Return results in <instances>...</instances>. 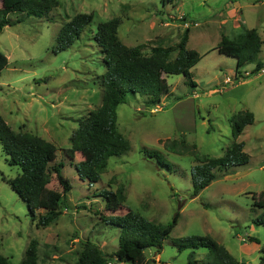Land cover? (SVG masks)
Instances as JSON below:
<instances>
[{
  "label": "rangeland",
  "instance_id": "rangeland-1",
  "mask_svg": "<svg viewBox=\"0 0 264 264\" xmlns=\"http://www.w3.org/2000/svg\"><path fill=\"white\" fill-rule=\"evenodd\" d=\"M12 1L0 0V7ZM59 1L48 17H27L0 33V51L8 58L0 71V116L14 131L30 132L56 146L54 163L62 164L71 189L58 220L38 225L43 210L30 216L8 184L20 168L9 165L0 144V254L10 264H20L32 239L37 241L38 264H77L85 240L113 253L119 230L103 221L107 213L101 194L122 188L125 205L149 220L165 224L180 211L160 252L145 251L154 264H188L190 250L179 252L170 239L191 235H208L238 261L258 264L264 227L253 223L262 210L254 207L252 197L264 189V0ZM78 13H91V22L71 46L55 52L62 24ZM114 17L120 20L117 36L127 46L141 45L145 51L155 45L172 46L188 29L186 46L202 57L191 68L194 88L182 74H168L164 76L169 90L154 104L148 105L144 95L126 94L116 108V125L129 149L110 157L100 179L89 183L75 170L81 154L69 159L64 149L79 123L101 104L105 67L94 33L99 23ZM245 28H256L262 43L258 57L241 69L251 72L259 59L262 68L225 84L227 76L234 79L236 60L218 53L216 45L221 34L233 38ZM239 111L252 112L254 122L234 139L230 119ZM181 139L195 144L199 155L210 157L223 155L233 141H243L249 161L215 170L216 178L192 198L193 154L164 147L165 142ZM49 187L61 191L55 176ZM205 255L204 248L195 253L196 258Z\"/></svg>",
  "mask_w": 264,
  "mask_h": 264
},
{
  "label": "trees",
  "instance_id": "trees-1",
  "mask_svg": "<svg viewBox=\"0 0 264 264\" xmlns=\"http://www.w3.org/2000/svg\"><path fill=\"white\" fill-rule=\"evenodd\" d=\"M258 1V0H257ZM171 0H162L168 3ZM59 0H14L0 7V33L5 26L23 22L27 17H48L50 11L59 6ZM15 15V19L11 16ZM92 20L91 13H78L62 24L56 36V51L71 46L85 26ZM181 20H187L182 17ZM120 20L111 18L97 25L94 38L102 53L105 67L101 75L103 95L100 106L87 114L70 138V146L65 155L73 159L80 153L82 159L74 164L80 179L89 183L97 182L105 171L108 159L119 156L129 149L128 140L118 131L116 108L125 102L126 94H140L147 98V104H154L169 90L164 75L182 74L186 82L195 87L191 68L201 59V55L186 46L189 30L184 29L175 45H155L148 51L143 46H127L117 36ZM262 40L256 28H245L233 38L221 34L216 45L217 52L235 58V72H239L246 62L253 61L260 52ZM8 64L7 56L0 51V71ZM263 63L255 62L250 72L258 74ZM246 76V77H248ZM245 78V77H244ZM237 79V78H234ZM232 136L236 139L247 125L254 122L250 111H239L231 117ZM0 144L8 157L9 165L20 168L19 174L8 180V184L25 203L30 216L36 210H43L37 224L48 226L56 222L62 213L67 192L71 189L69 180L61 173L62 164L54 163L56 146L30 132L14 131L0 116ZM164 147L171 152L192 153L196 163L191 169L192 198L207 187L215 178V170H225L249 161L243 150V141H233L223 155L210 157L199 155L196 145H189L184 139L165 142ZM162 163V162H160ZM163 165L165 163H162ZM168 167H170L167 164ZM55 176L61 191L50 188ZM107 215H102L106 225L119 230L118 248L113 253L104 252L98 245L85 240L77 264H106L117 260L124 264H151L155 259L146 255V250L154 248L160 252L177 223L180 211H176L171 221L165 224L149 220L139 212L125 205L122 188L115 191L103 190ZM253 205L261 209L253 223L264 227V189L253 196ZM250 242L259 243L254 236H246ZM170 243L181 252L190 250L188 264H248L238 261L228 249L208 235L171 238ZM206 249V255L196 258L198 249ZM37 241H29L20 264H38ZM0 264H10L7 257L0 254ZM264 264V246L260 249L259 263Z\"/></svg>",
  "mask_w": 264,
  "mask_h": 264
},
{
  "label": "built area",
  "instance_id": "built-area-1",
  "mask_svg": "<svg viewBox=\"0 0 264 264\" xmlns=\"http://www.w3.org/2000/svg\"><path fill=\"white\" fill-rule=\"evenodd\" d=\"M248 74V72H246V71H244V72H242V74L241 75H247ZM233 77H240V73H237V72H235V73H233ZM232 78H231V76H227L224 80H223V82L225 83V84H230V83H232ZM114 262L113 261H108V263L107 264H113ZM115 264V263H114Z\"/></svg>",
  "mask_w": 264,
  "mask_h": 264
},
{
  "label": "clouds",
  "instance_id": "clouds-1",
  "mask_svg": "<svg viewBox=\"0 0 264 264\" xmlns=\"http://www.w3.org/2000/svg\"><path fill=\"white\" fill-rule=\"evenodd\" d=\"M240 70H241V72H240V71H239V72H237V73H240V77H239V78H242V76H248V75L250 74V71H246V72H248V74H247V75H241V74H242V72H244V71H242L243 69H240ZM259 72H260V71H259ZM259 72H258V73H259ZM234 78H235V77H234ZM236 78H238V77H236ZM239 78H238V79H239ZM233 80H236V79H233ZM233 80H232V81H233ZM109 261H113V262H115V261H114V259H112V260H109ZM107 263H108V262H107ZM107 263H106V264H107Z\"/></svg>",
  "mask_w": 264,
  "mask_h": 264
},
{
  "label": "crops",
  "instance_id": "crops-1",
  "mask_svg": "<svg viewBox=\"0 0 264 264\" xmlns=\"http://www.w3.org/2000/svg\"><path fill=\"white\" fill-rule=\"evenodd\" d=\"M257 57H258V55H257ZM257 57H256V58H257ZM259 60H261V59H259Z\"/></svg>",
  "mask_w": 264,
  "mask_h": 264
},
{
  "label": "water",
  "instance_id": "water-1",
  "mask_svg": "<svg viewBox=\"0 0 264 264\" xmlns=\"http://www.w3.org/2000/svg\"><path fill=\"white\" fill-rule=\"evenodd\" d=\"M151 264H154V263H151Z\"/></svg>",
  "mask_w": 264,
  "mask_h": 264
},
{
  "label": "bare ground",
  "instance_id": "bare-ground-1",
  "mask_svg": "<svg viewBox=\"0 0 264 264\" xmlns=\"http://www.w3.org/2000/svg\"><path fill=\"white\" fill-rule=\"evenodd\" d=\"M262 68V67H261Z\"/></svg>",
  "mask_w": 264,
  "mask_h": 264
}]
</instances>
